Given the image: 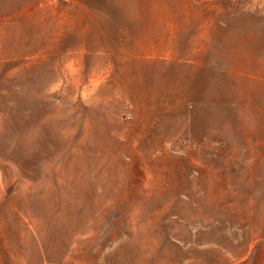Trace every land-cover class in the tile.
Here are the masks:
<instances>
[{
	"label": "rangeland",
	"instance_id": "374dc122",
	"mask_svg": "<svg viewBox=\"0 0 264 264\" xmlns=\"http://www.w3.org/2000/svg\"><path fill=\"white\" fill-rule=\"evenodd\" d=\"M0 264H264V0H0Z\"/></svg>",
	"mask_w": 264,
	"mask_h": 264
}]
</instances>
